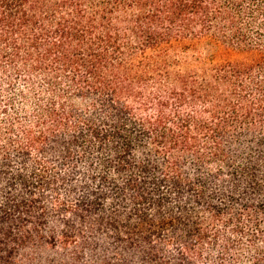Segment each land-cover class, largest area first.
Returning <instances> with one entry per match:
<instances>
[{
    "label": "trees",
    "instance_id": "16d2710c",
    "mask_svg": "<svg viewBox=\"0 0 264 264\" xmlns=\"http://www.w3.org/2000/svg\"><path fill=\"white\" fill-rule=\"evenodd\" d=\"M0 264H264V0H0Z\"/></svg>",
    "mask_w": 264,
    "mask_h": 264
},
{
    "label": "rangeland",
    "instance_id": "374dc122",
    "mask_svg": "<svg viewBox=\"0 0 264 264\" xmlns=\"http://www.w3.org/2000/svg\"><path fill=\"white\" fill-rule=\"evenodd\" d=\"M185 48H183L180 51L171 50V48L176 47V42H170V43H164L155 49V54L146 56L145 59H139V62H145L147 61L148 57H155V69L160 67V64L165 62L167 59L170 60H176L177 62L186 64L185 66H191L198 68L199 64L194 63L195 59L202 58L203 56H206V53H214L221 56H225L226 53L222 47L216 46L215 44L211 43L208 39H201L197 40L194 43L188 44V42H185ZM179 46V45H178ZM229 55L232 56L231 59H234V57L242 58L245 54L242 52H232Z\"/></svg>",
    "mask_w": 264,
    "mask_h": 264
}]
</instances>
